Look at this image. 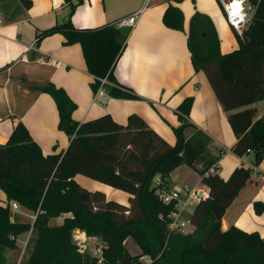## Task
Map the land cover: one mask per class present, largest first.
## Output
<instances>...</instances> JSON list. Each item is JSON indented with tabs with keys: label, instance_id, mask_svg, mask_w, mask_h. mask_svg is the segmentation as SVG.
<instances>
[{
	"label": "trees",
	"instance_id": "trees-1",
	"mask_svg": "<svg viewBox=\"0 0 264 264\" xmlns=\"http://www.w3.org/2000/svg\"><path fill=\"white\" fill-rule=\"evenodd\" d=\"M63 1L69 7L66 19L37 31L35 45L53 35L63 36L64 45L80 46L87 72L93 77V95L100 80L106 79L110 98L137 100L114 76L124 47L120 39L129 30L117 29L114 23L76 28L71 17L83 2ZM16 2L11 18L32 5L30 0ZM155 2L148 1L149 5ZM216 2L224 15L220 1ZM248 2L253 13L241 35L235 32L237 50L222 55L213 22L197 11L189 20L187 48L194 71L205 74L222 109L229 114L228 123L236 137L230 152L242 158L251 150V163L258 167L264 159V116L254 121L250 106L264 101V0ZM1 8L5 13L12 9L6 4ZM162 23L184 32L183 13L171 4ZM39 89L55 102L58 128L70 141L63 153L44 156L19 123L8 142L0 145V189L6 196L5 204L0 205V264H7L3 253L15 252L16 239L26 233L31 238L20 264H264V240L258 233L236 227L221 229L226 210L251 178V170L236 168L226 181L210 173L223 152L211 148L208 135L188 121L192 98L184 99L176 109L179 125L172 129L175 144L171 146L135 114L128 116L125 125L108 114L77 124L71 119L75 104L62 89L51 83ZM183 165L208 189L207 198L195 205L189 217L194 228L189 235L169 229L177 203L163 204L156 195L163 183L167 185L169 175ZM77 176L126 193L127 205L107 200L102 192L84 189L75 181ZM157 177L158 186L154 183ZM11 203L32 213L34 220L21 221L10 209ZM253 205L257 215L263 213L264 204ZM66 214L70 216L60 225L51 223ZM76 231L102 241L100 259L81 252L74 239ZM127 239L138 246V255L126 250ZM143 257L150 262L144 263Z\"/></svg>",
	"mask_w": 264,
	"mask_h": 264
},
{
	"label": "crops",
	"instance_id": "crops-1",
	"mask_svg": "<svg viewBox=\"0 0 264 264\" xmlns=\"http://www.w3.org/2000/svg\"><path fill=\"white\" fill-rule=\"evenodd\" d=\"M30 1L32 5L28 10L11 18L16 0H0V145L8 142L15 126L21 123L44 156L67 149L70 137L58 128L55 102L39 89L51 83L75 104L73 122L81 124L108 114L116 123L125 125L128 116L135 114L171 146L175 144L172 129L179 125L176 109L184 99L192 98L188 121L208 135L211 148L223 152L216 174L226 181L234 169L251 164L250 156L239 158L230 152L236 137L228 123L229 114L222 109L205 74L194 71L187 48L189 20L197 11L213 22L222 55L238 49L235 31L226 24L215 0H184L180 4L156 0L152 5L149 0H82L71 17L73 26L79 29L114 23L141 11L135 27L120 39L124 47L114 71L117 82L132 90L138 99L108 97L106 101L94 98L90 88L93 77L87 72L79 45H64L61 35L47 37L35 45L36 32L63 22L69 13L68 5L63 0ZM4 4L12 8L8 13L1 8ZM169 4L183 13L184 32L163 25L162 17ZM250 108L254 110V121L264 116V101ZM179 168L181 166L166 180L173 190H177L173 175ZM256 170L257 176H251L226 210L221 229L236 227L247 233L256 232L264 240V211L257 215L253 205L255 202L264 204V159ZM197 178L198 182L188 188L208 196V189L202 185L201 178ZM75 181L80 182L77 177ZM96 188L84 189L99 191L98 185ZM122 197L124 201L120 204L127 205L128 195ZM5 202L6 196L0 189V205ZM23 212L28 216L21 208L14 212L21 221ZM28 217L34 220L33 215ZM64 217L69 214L58 219ZM5 258L7 264H20L23 255L13 260ZM147 259L143 257L142 261L149 263Z\"/></svg>",
	"mask_w": 264,
	"mask_h": 264
},
{
	"label": "built area",
	"instance_id": "built-area-1",
	"mask_svg": "<svg viewBox=\"0 0 264 264\" xmlns=\"http://www.w3.org/2000/svg\"><path fill=\"white\" fill-rule=\"evenodd\" d=\"M224 12V18L228 27L234 30L236 33L241 35L242 31L247 27L251 20V16L253 10L249 5V0H219ZM238 7H236V4ZM141 11L134 12L129 14L123 18L118 19L114 22V25L117 29H128L131 30L137 24V20L139 18ZM110 85V83L106 79L100 80V86L98 88L97 93L94 95L95 99H101L102 101H106L108 99V93L105 89L106 86ZM248 156H252V151H248ZM247 168L251 170V176H257L256 167L253 164L247 163ZM210 173L216 174V168H212ZM156 195L158 199L163 204H170L175 201L177 203L176 210L171 213L170 218L171 222L169 224V229L172 231H179L181 233L190 225L189 219L183 221L182 215L184 214V207L188 204H197L199 201L206 199V194L197 189H190L186 186L179 188L177 190L172 191H161L158 189L156 191ZM10 209L12 212H16L20 209L19 205L16 203L10 204ZM101 251L97 250L94 253L93 257L101 258Z\"/></svg>",
	"mask_w": 264,
	"mask_h": 264
},
{
	"label": "rangeland",
	"instance_id": "rangeland-1",
	"mask_svg": "<svg viewBox=\"0 0 264 264\" xmlns=\"http://www.w3.org/2000/svg\"><path fill=\"white\" fill-rule=\"evenodd\" d=\"M201 1V0H199ZM215 5L216 7L222 12V10L220 9L219 5L217 4L216 0H215ZM224 16V15H223ZM174 181H176V188L175 189H179L182 188L183 186L186 187H190L195 185L198 182V175L191 170L190 168L186 167V166H181V168H179L177 171H175L174 173ZM78 180L80 181L79 184L81 185V187H84L86 189H97L96 186H99V191L103 192L106 196V198L108 200H114L117 201L119 203L123 202L124 200L122 199V196L126 197V193H123L121 191H117L112 189L111 187H108L106 185H103L101 183H98L96 181H93L91 179L82 177V176H77ZM157 180L154 181V183L156 184V186L159 185V179L158 177L156 178ZM84 185V186H83ZM168 187V188H167ZM161 191H171L173 189H171L169 186H167L165 183H163L161 185ZM195 207V204H188L186 207H184V214L182 215V220L185 221L187 219H189V215H191L193 209ZM24 213V212H23ZM28 214V216H31L32 213L30 212H26ZM23 218V221L26 222H32L33 217H28L25 213L24 215H21ZM70 216V215H69ZM52 224H57L60 225L62 223V219H55L51 221ZM176 233H180L183 235H189L192 234L194 232V228L192 226H188L183 233L175 230ZM30 234H22V236H19V238L16 239V245H17V250L15 252H8L5 251L3 254L4 256H8L10 258V260L13 259H17L19 256L21 255H25L26 252V246L28 244V241L30 239ZM74 239L75 242L78 244V246L81 249V252H85L87 254H89L90 256H94V253L97 250H102L103 247V243L99 238H88L85 236V234L81 231H76L74 233ZM128 240V241H127ZM127 244L125 245L126 250L131 254V255H136L139 254V248L138 246L134 243V241L132 239H127ZM125 241V242H126ZM125 244V243H124ZM142 260V259H141ZM146 261L150 262L149 259H147ZM144 263H146L145 261H143Z\"/></svg>",
	"mask_w": 264,
	"mask_h": 264
},
{
	"label": "bare ground",
	"instance_id": "bare-ground-1",
	"mask_svg": "<svg viewBox=\"0 0 264 264\" xmlns=\"http://www.w3.org/2000/svg\"><path fill=\"white\" fill-rule=\"evenodd\" d=\"M234 5H236V6H237V3H236V4H234Z\"/></svg>",
	"mask_w": 264,
	"mask_h": 264
},
{
	"label": "snow or ice",
	"instance_id": "snow-or-ice-1",
	"mask_svg": "<svg viewBox=\"0 0 264 264\" xmlns=\"http://www.w3.org/2000/svg\"><path fill=\"white\" fill-rule=\"evenodd\" d=\"M236 7H238V5Z\"/></svg>",
	"mask_w": 264,
	"mask_h": 264
}]
</instances>
